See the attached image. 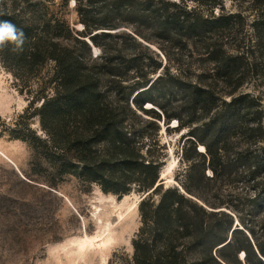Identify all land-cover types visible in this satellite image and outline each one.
<instances>
[{
	"label": "trees",
	"instance_id": "trees-1",
	"mask_svg": "<svg viewBox=\"0 0 264 264\" xmlns=\"http://www.w3.org/2000/svg\"><path fill=\"white\" fill-rule=\"evenodd\" d=\"M57 1L0 0V19L26 36L22 52L0 50V74H12L29 99L6 131L32 150L33 170L53 187L73 177L119 198L148 193L124 264H264V219L249 212L234 228L233 216L205 197L210 183L246 177L256 189L251 204L264 207V102L242 90L264 64V0H247L251 24L220 0H74L81 31L65 12L71 0L56 11ZM140 38L165 51L192 44L212 66L188 80L151 64ZM179 91L182 102L174 104ZM35 118L42 134L32 128ZM175 118L191 128L188 139L204 159L199 169L189 165L182 188L161 179L162 130Z\"/></svg>",
	"mask_w": 264,
	"mask_h": 264
},
{
	"label": "rangeland",
	"instance_id": "rangeland-1",
	"mask_svg": "<svg viewBox=\"0 0 264 264\" xmlns=\"http://www.w3.org/2000/svg\"><path fill=\"white\" fill-rule=\"evenodd\" d=\"M220 2L229 12L243 11L247 23L251 24L253 15L247 0ZM60 4L58 0L53 8L59 10ZM220 9L217 8L215 14L220 13ZM65 12L71 25L81 31L83 23L74 10V0ZM211 12L209 8V15ZM248 30L251 31L249 26ZM140 40L148 48L143 51L151 57V64L153 61L162 62L163 66L167 64L188 80H197L196 75L202 69L212 66L207 56L197 52L192 44L184 48L166 47L165 51L158 42ZM93 52L99 53L95 45ZM161 70L152 77L158 76ZM212 81L210 79L209 83ZM218 84L220 91L222 84ZM242 90L261 97L264 102V64L249 74ZM183 96L179 91L170 98L178 104ZM28 105V97L19 91L12 74L3 70L0 74V264L126 263L133 255V238L141 225L138 205L144 193L133 191L119 198L104 193L98 185L84 186L73 177H66L56 187L51 186L48 174L33 170L29 146L11 139L6 131L21 121ZM151 106L159 110L148 103V107ZM32 128L43 133L38 118L32 120ZM170 128L166 131L163 126L161 135L168 147L161 179L166 186L182 188V183L188 181L185 175L189 165L199 169L204 159L188 139L192 138L190 127H178L175 118ZM197 151L204 152V146L198 144ZM206 175L212 178L210 167ZM247 180L246 177L234 181L219 179L209 184L205 194L209 201L218 205L215 210H225L233 216L234 228H242L239 218L250 219L249 212L256 214L257 220L264 219V207L255 208L250 202L256 189Z\"/></svg>",
	"mask_w": 264,
	"mask_h": 264
},
{
	"label": "clouds",
	"instance_id": "clouds-1",
	"mask_svg": "<svg viewBox=\"0 0 264 264\" xmlns=\"http://www.w3.org/2000/svg\"><path fill=\"white\" fill-rule=\"evenodd\" d=\"M26 41L25 33L10 20L0 19V50L11 48L14 52H22Z\"/></svg>",
	"mask_w": 264,
	"mask_h": 264
},
{
	"label": "water",
	"instance_id": "water-1",
	"mask_svg": "<svg viewBox=\"0 0 264 264\" xmlns=\"http://www.w3.org/2000/svg\"><path fill=\"white\" fill-rule=\"evenodd\" d=\"M147 194H148V193H145L144 196H143V198H144L145 196H147ZM143 198H142V199H143ZM142 199H141V200H142ZM141 200H140V201H141ZM140 201H139V202H140Z\"/></svg>",
	"mask_w": 264,
	"mask_h": 264
},
{
	"label": "bare ground",
	"instance_id": "bare-ground-1",
	"mask_svg": "<svg viewBox=\"0 0 264 264\" xmlns=\"http://www.w3.org/2000/svg\"><path fill=\"white\" fill-rule=\"evenodd\" d=\"M121 217H122V216H121ZM121 217H120V218H121Z\"/></svg>",
	"mask_w": 264,
	"mask_h": 264
}]
</instances>
